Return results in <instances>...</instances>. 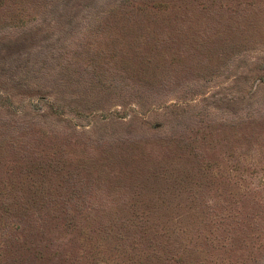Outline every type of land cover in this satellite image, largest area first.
I'll return each mask as SVG.
<instances>
[{
	"label": "rangeland",
	"instance_id": "obj_1",
	"mask_svg": "<svg viewBox=\"0 0 264 264\" xmlns=\"http://www.w3.org/2000/svg\"><path fill=\"white\" fill-rule=\"evenodd\" d=\"M0 264H264V0H0Z\"/></svg>",
	"mask_w": 264,
	"mask_h": 264
}]
</instances>
